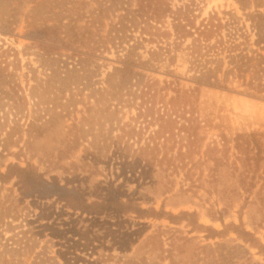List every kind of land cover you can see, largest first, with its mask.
I'll return each instance as SVG.
<instances>
[{
  "label": "rangeland",
  "instance_id": "374dc122",
  "mask_svg": "<svg viewBox=\"0 0 264 264\" xmlns=\"http://www.w3.org/2000/svg\"><path fill=\"white\" fill-rule=\"evenodd\" d=\"M169 1L176 13L192 12L196 23L214 13L238 19L239 34L247 33L256 49L246 18L253 4L243 11L234 0ZM133 6L0 0V264H264V196L260 201L256 178L264 163L256 172L254 146L246 154V145L236 149L233 142L236 135L264 134V98L229 79L227 89L201 87L192 109L168 111L175 78L180 88H193L191 73L179 58L152 63L155 45L144 43L132 83L153 82L150 104L137 91L136 100L110 102L101 90L139 34L120 21ZM117 24L126 28L113 42ZM164 24L171 30V18ZM152 138L159 147L144 149ZM27 166L48 186L20 185L16 169ZM57 185L88 203L132 196L144 210L196 212L198 224L218 234L110 207L82 212L52 192ZM231 225L251 237L241 238Z\"/></svg>",
  "mask_w": 264,
  "mask_h": 264
},
{
  "label": "trees",
  "instance_id": "16d2710c",
  "mask_svg": "<svg viewBox=\"0 0 264 264\" xmlns=\"http://www.w3.org/2000/svg\"><path fill=\"white\" fill-rule=\"evenodd\" d=\"M110 1L115 4L120 2L121 5L125 6L129 0ZM132 1H134L133 8H129L127 10L128 15L121 17L120 21L126 22V25H129L133 31L139 30V34L136 38H131L134 42L128 47L123 59V65L114 69V72L108 77L109 82L106 87L101 90L105 97L110 99V102L120 101L124 97H133L136 100L137 91L139 92L138 99H146V102L143 103L150 104V94H154L151 91L153 82L142 83L141 79L136 82V85L132 83L133 75L140 76L134 72L141 65L136 51L144 43L155 45V48L150 49V57L153 59L151 60L152 63L166 60L173 64L179 58L187 63V70L191 73L187 80L194 84L193 88H180L179 79L175 78L174 82L177 84V89H174V96H171L165 104L167 108H170L168 111L192 109L194 103H196V94H198V90L201 87L227 89L224 83H227L229 79L236 80L241 87L245 88V93L264 98V12L259 11L264 8V0H234L243 11H247L251 4L254 5L255 11L247 15L246 18L252 23L251 28L255 35L254 45L256 49H250V36L247 33L239 34V30L236 28L238 19L229 17L223 20L214 13L196 23V17L192 15V12L185 10L183 13H176L172 10L169 0ZM99 13L103 14L104 12L100 10ZM167 18H171V30L165 27L164 21ZM126 25L120 26L117 24V28L114 26L116 39H113V42L117 41L118 35L122 33L120 28H126ZM45 30L49 34L54 32L55 28L48 29L45 27ZM188 40L189 42H187ZM225 60L227 61L226 70H223ZM220 76L221 80L219 79ZM133 89H135V92H132ZM187 122L189 126V121ZM219 138L223 148L227 142L226 137L221 135ZM155 140L156 138H152V142H148L144 149H149L150 144H154V149L159 147ZM187 140L190 141V144H193L196 143L195 141L198 138L196 135H188ZM165 141L167 140L165 139ZM233 142L236 149H239L241 144L246 145V154H250L253 151L248 149V145L254 146L256 166L258 167L256 172L259 171V164L264 163V134L256 132L236 135ZM213 149L216 152L219 151L216 143H214ZM139 151H143V148ZM154 160L153 158L143 162L149 166L153 164ZM220 161L221 159L216 157L213 159L215 165ZM16 170L18 172V182L25 189L30 190L36 187L44 188L48 186L45 181H42L41 175L31 166L17 168ZM1 177L2 175H0ZM256 178L261 182L259 196L260 201H262V196H264V172L260 173ZM52 190L56 196L64 198L65 202L71 206H77L82 212L110 207L125 213H131L137 219H164L171 224L186 222L196 229L210 231L212 233L211 237L218 234L211 228L199 225L196 212H180L174 215L170 212H165L163 208L159 211L153 209L144 210L132 196L115 199L108 196L105 201L88 203L79 201L71 190L63 186L57 185ZM222 218V212H220L216 220L223 224ZM231 226L241 238L251 237L250 233L244 229L238 231V227L235 225ZM256 242L258 244V240ZM258 246L260 247V245Z\"/></svg>",
  "mask_w": 264,
  "mask_h": 264
}]
</instances>
